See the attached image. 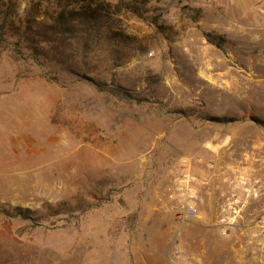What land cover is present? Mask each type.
Here are the masks:
<instances>
[{"label": "rangeland", "instance_id": "obj_1", "mask_svg": "<svg viewBox=\"0 0 264 264\" xmlns=\"http://www.w3.org/2000/svg\"><path fill=\"white\" fill-rule=\"evenodd\" d=\"M70 3L0 0V264H264V0Z\"/></svg>", "mask_w": 264, "mask_h": 264}, {"label": "trees", "instance_id": "obj_2", "mask_svg": "<svg viewBox=\"0 0 264 264\" xmlns=\"http://www.w3.org/2000/svg\"><path fill=\"white\" fill-rule=\"evenodd\" d=\"M70 3L69 6L72 8L65 9L58 14L57 22L55 25L50 27L49 33L55 34L56 37L58 36H66L68 34L75 35L76 27L81 29H77L80 31L82 37L86 39L91 37L93 34H97L102 26V13L101 11L104 8L96 7L92 4L83 5V2L86 0H67ZM132 2L137 3L140 0H131ZM75 4H79L80 8H75ZM12 10V4L8 6L7 12L5 13L6 16L10 14ZM101 10V11H100ZM2 30L4 26L0 27ZM58 35V36H57ZM6 41L4 37L3 31H0V42ZM19 52H22L20 49ZM37 59V58H36ZM39 60V59H38ZM32 211L30 209H23L22 207H16L13 213V216H20L25 219H31L32 221H37L36 217H32ZM54 225L55 223H51Z\"/></svg>", "mask_w": 264, "mask_h": 264}, {"label": "built area", "instance_id": "obj_3", "mask_svg": "<svg viewBox=\"0 0 264 264\" xmlns=\"http://www.w3.org/2000/svg\"><path fill=\"white\" fill-rule=\"evenodd\" d=\"M193 177L190 172L184 171L177 181L176 189L172 194L176 212L179 218L185 219L193 216L197 212V196L193 188ZM231 213H237L234 208ZM230 216L224 215L221 217V224L228 225Z\"/></svg>", "mask_w": 264, "mask_h": 264}]
</instances>
